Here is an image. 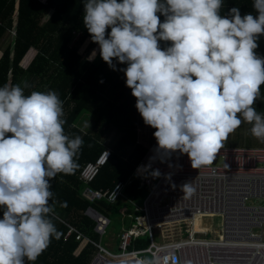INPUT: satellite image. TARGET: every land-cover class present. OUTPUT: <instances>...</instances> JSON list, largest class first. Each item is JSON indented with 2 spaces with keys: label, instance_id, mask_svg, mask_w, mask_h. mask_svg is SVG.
Returning a JSON list of instances; mask_svg holds the SVG:
<instances>
[{
  "label": "clouds",
  "instance_id": "clouds-1",
  "mask_svg": "<svg viewBox=\"0 0 264 264\" xmlns=\"http://www.w3.org/2000/svg\"><path fill=\"white\" fill-rule=\"evenodd\" d=\"M223 4L84 0L92 42L112 70L125 74L145 125L156 129V155L138 171L148 173L157 157L164 162L176 152L187 154L193 169L209 166L244 123L264 143V113L255 107L264 102V56L256 51L264 36V0H253L255 15H242L239 7L221 15ZM161 41L170 44L161 47ZM114 61L127 67L118 69ZM29 87L26 81L0 87V264H35L52 239H60L51 181L75 173L84 145L81 136L65 132L59 94H25ZM149 174L161 176L159 169ZM182 191L187 199L195 188L190 182ZM161 260L186 264L174 254L155 253L142 264Z\"/></svg>",
  "mask_w": 264,
  "mask_h": 264
},
{
  "label": "trees",
  "instance_id": "trees-1",
  "mask_svg": "<svg viewBox=\"0 0 264 264\" xmlns=\"http://www.w3.org/2000/svg\"><path fill=\"white\" fill-rule=\"evenodd\" d=\"M251 5H244L243 11ZM83 16L84 0H0V87L26 81L30 87L25 89V94L56 91L63 101L66 134L73 138L79 135L84 141L75 173L61 174L51 181L57 201L54 222L61 236L59 240L52 239L35 264H87L92 246L82 245L75 240V235L64 239L66 224L93 239V223L83 215L87 207H93L110 220L113 209L118 211L125 203L119 214L124 208L132 213L127 200L135 203L141 191L147 190L139 188L132 175L145 150L142 147L140 152H143L138 153L136 149L139 145L134 136L117 131L115 126L118 117L141 116L136 108V98L126 86L125 74L112 70L101 58L99 49L96 50L99 45L92 42ZM160 19L163 20L162 15ZM107 31L110 33V29ZM78 33L80 36L75 41ZM259 41L264 44V36ZM82 44L84 46L79 50ZM30 49L35 50L34 58L23 69L21 63ZM93 50H96V57L89 61L87 58ZM258 53L264 56V50L260 49ZM114 63H117L118 69L127 67L117 61ZM261 91L264 93V86ZM255 107L258 112L264 113V102L257 101ZM82 115L92 118L85 130L79 125ZM111 130L119 132V137L108 144L110 159L89 188L111 191L118 184L129 183L124 190L127 200L120 198L114 204L106 200L89 203L81 196L84 185L78 175L83 166L97 159L105 148L102 143L104 134ZM155 131L149 126L148 139ZM65 202L66 206H62ZM2 218L3 210L0 209ZM130 224L127 222V227ZM142 238H138L133 246L137 247L145 241L148 243L147 238L145 241Z\"/></svg>",
  "mask_w": 264,
  "mask_h": 264
},
{
  "label": "built area",
  "instance_id": "built-area-1",
  "mask_svg": "<svg viewBox=\"0 0 264 264\" xmlns=\"http://www.w3.org/2000/svg\"><path fill=\"white\" fill-rule=\"evenodd\" d=\"M157 147L148 146L133 170L139 188L148 190L140 205L124 197L129 183L118 184L111 191L89 188L108 163L109 149H103L79 172L78 179L84 185L81 196L87 202L114 204L121 198L130 204L132 213L125 208L120 211L131 224L120 234L119 252L106 249L68 224L64 239L75 235L82 245L92 246L94 255L89 264H142V256L153 253L161 258L174 254L186 264H264V148H221L216 159L222 166L211 164L201 169L192 168L187 154L176 152L164 162L157 157L148 173L138 171L149 164ZM155 169L161 172L159 178L149 174ZM190 182L195 193L184 199L182 186ZM83 215L93 223V234L103 238L110 226L108 217L91 206ZM207 216L219 220L218 230L206 231L200 226L196 230V220ZM140 237H146L148 245L136 249L133 243Z\"/></svg>",
  "mask_w": 264,
  "mask_h": 264
},
{
  "label": "rangeland",
  "instance_id": "rangeland-1",
  "mask_svg": "<svg viewBox=\"0 0 264 264\" xmlns=\"http://www.w3.org/2000/svg\"><path fill=\"white\" fill-rule=\"evenodd\" d=\"M41 1H43V0H41ZM79 36L80 35L76 36L75 41L79 38ZM12 37H13V34H12ZM83 46L84 45L82 44L79 47V50H81ZM34 51L35 50H30L29 54H26V57L24 58V60L21 63V67L23 69H26L27 66L29 65V63L32 61V58H34ZM91 122H92V119L85 120V118H82L79 121V125H81L82 129L85 130V128H87L91 124ZM85 125H87V126H85ZM115 126H116V129L118 128L117 131H119V132H123V131L129 132L128 134H130V135H132L130 132L136 133L135 127H133L131 130H129V129L126 130V129H123L122 127L116 125V122H115ZM119 127H120V129H119ZM250 129H251L250 124H247V123L242 124L241 127L238 128L234 134H231L229 136L228 140L224 142L223 148H243V149L264 148V143H262L260 140H258L256 138H254L250 132ZM117 131L111 130V131H109V133L107 132L104 134V137L102 139V143L106 146L105 148H108V144L111 143V141H113L119 137L120 133ZM136 144L139 145L137 147L136 151L138 153H142L143 151L140 152V149L142 147L144 149L148 145H157V141L154 137V134H151L149 140L147 138V135H144L141 138L137 137ZM136 144H134L133 148H135ZM213 165L216 167H221L222 161L220 159H216L213 162ZM147 192H148V190L141 191V193L139 194L138 200L135 201V204L140 205L141 200L146 196ZM123 206H126V203L124 205H122L121 207H123ZM120 208L118 209V211L116 209L115 210L113 209V211H114L113 216L110 217L111 224H110L109 228L107 229L106 235L101 239L99 237H96L95 235L93 236L94 237L93 239L95 241L100 242L103 247L111 250L112 252H119V250H118L119 237H120V234L122 233V231L127 228L128 220H126L125 217L120 216V214H119ZM127 213H129V212H127ZM203 223L205 225H208V226L211 224V227H210L211 231L219 229V220L218 219H216L212 222L203 221ZM155 236H156V239L158 241L159 233L157 231H156ZM185 236H187V235L184 234V237ZM142 239L145 241L146 237H144ZM147 245H148V243L145 241L144 243H141L140 245H138L137 246L138 248L136 247V249H143V248L147 247ZM93 255H94V252L92 251V253L87 258V264H89ZM145 256H149V255H147V254L143 255L142 256L143 259Z\"/></svg>",
  "mask_w": 264,
  "mask_h": 264
},
{
  "label": "crops",
  "instance_id": "crops-1",
  "mask_svg": "<svg viewBox=\"0 0 264 264\" xmlns=\"http://www.w3.org/2000/svg\"><path fill=\"white\" fill-rule=\"evenodd\" d=\"M247 3L253 4V0H224L223 8L221 9V15H227L229 9L232 7H239L242 15L246 14V13H253L255 15L256 13H255V10L253 9L252 5L246 11H243V6L247 5ZM164 19L165 18L163 17V20L161 22H163ZM160 43H161V47H167L170 44V42H163V41H161ZM98 49H99V47L96 50H98ZM260 49L264 50V44H262L259 41V48L257 49V52H260ZM30 50H34V49H30ZM30 50L28 51L27 54H29ZM34 55H35V51H34ZM89 117L90 116L82 115V116H80V120L82 118H85V120L92 119ZM118 119L119 120L116 121V125L122 127L123 129L131 130L133 127H135L136 133L130 132L134 136L135 140H137V137L141 138L144 135H147V138H148L149 126L145 125L142 116H124V117L122 116V117H118ZM127 133H129V132H127ZM148 146H150V145H148ZM104 147H106V146L104 145ZM146 148H144V150ZM228 149H235V148H228Z\"/></svg>",
  "mask_w": 264,
  "mask_h": 264
},
{
  "label": "bare ground",
  "instance_id": "bare-ground-1",
  "mask_svg": "<svg viewBox=\"0 0 264 264\" xmlns=\"http://www.w3.org/2000/svg\"><path fill=\"white\" fill-rule=\"evenodd\" d=\"M214 219H215L214 217H208V216L206 218L200 217L199 219L196 220V223H195L196 230L199 229V226L201 227V229H204L206 231L210 230L211 224L209 226L208 225H205L203 223V221L212 222V221H214Z\"/></svg>",
  "mask_w": 264,
  "mask_h": 264
}]
</instances>
